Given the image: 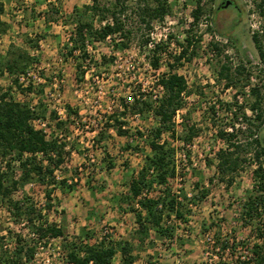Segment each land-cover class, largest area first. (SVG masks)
Instances as JSON below:
<instances>
[{
	"label": "rangeland",
	"instance_id": "obj_1",
	"mask_svg": "<svg viewBox=\"0 0 264 264\" xmlns=\"http://www.w3.org/2000/svg\"><path fill=\"white\" fill-rule=\"evenodd\" d=\"M2 1V19L9 28L0 35V56L14 43L35 58L19 80L22 89L31 82L32 90L22 91V94L12 88V93L29 103L37 112V118L47 122V138L58 139L64 150H70L63 163L64 173L76 183L71 190L55 188L53 196L59 206L53 209L56 211L48 212V218L62 224L69 235H76L84 228L92 234L87 240L91 243L103 236L118 242L136 228L131 211L135 203L127 205L122 197L128 192L130 176L137 173L144 156L150 152V130L157 124L153 111L139 108L144 100L154 102L161 97L163 92L156 80L168 71L170 64H176L173 55L185 44L186 34L202 36L193 50L188 49L189 59H182L181 65L173 68L185 77L190 91L184 96L183 108L173 116L176 135L183 133L187 121L197 127V134L188 143L171 138L167 132L160 138L176 148V176L170 183L174 192H186L188 199V221L181 223L178 229L184 243L182 247L162 245V238L153 234L155 246L137 247L135 264H230L236 256L241 259L249 256L256 238L238 217L239 204L253 185V166L245 164L230 185L227 178L220 179L215 152L224 143L216 132L229 120L214 119L211 111L216 109L218 114L227 116L226 103L236 97L238 105L244 109L238 112L251 115L250 87L257 84L264 92V72L260 71L262 64L251 39L252 30L258 28L261 21L254 11V0H230L232 4L227 7H220L226 0H201L205 12L195 25L191 24L196 0H168V13L161 21H153L148 29L140 25L132 11L129 27L133 33L128 47L116 45L122 40L119 34L88 45L91 59L87 60L89 66L83 76L76 70L77 60L64 59L63 46L69 41L75 14H86L84 6L92 4V0ZM98 1L103 5L114 0ZM137 1L127 0L130 9L137 8ZM96 20L94 24L98 26ZM206 25L213 26L215 31L206 30ZM145 39L148 42L144 43ZM30 40L36 45H29ZM213 41L220 43L221 52L212 49ZM157 44L165 50L159 54V67L154 69L150 59ZM241 62L252 66L251 75L256 77L247 84L242 75L235 76L237 85L226 88L225 80L218 73L220 66L223 63L235 66ZM10 81L7 73L0 74L3 88H8ZM115 119L121 122L120 128L126 130L125 134H119L112 125ZM59 120L66 123L57 126ZM260 136L264 140V124ZM109 161L112 167L108 166ZM55 174L60 175V170ZM196 184L200 185L198 189ZM201 188L208 192L203 200L197 201L193 196ZM44 192V186L31 182L17 189L14 197L20 198L24 193L42 206ZM61 209L64 213H60ZM6 214L0 206V218ZM12 229L27 233V229L19 225H12ZM6 233L1 231L6 236L3 243L12 249L15 239ZM225 242L231 244L232 250L221 248ZM58 245L59 239L52 241L54 258H57ZM119 260L117 254L112 264H119Z\"/></svg>",
	"mask_w": 264,
	"mask_h": 264
},
{
	"label": "trees",
	"instance_id": "obj_2",
	"mask_svg": "<svg viewBox=\"0 0 264 264\" xmlns=\"http://www.w3.org/2000/svg\"><path fill=\"white\" fill-rule=\"evenodd\" d=\"M138 0L137 8L130 9L127 0H114L110 4L101 5L98 0H92V4L84 6L86 14L77 15L72 20L74 27L69 36V41L64 44L66 53L64 59L73 57L76 62L78 75L83 76L88 69L91 59L89 46L95 42L105 41L106 38L119 34L121 41L116 43L120 48L128 47V40L133 30L129 27V15L133 11L138 16L140 25L150 28L153 21H161L169 11L168 0ZM204 6L201 0L195 1L192 11L193 24H198L204 14ZM58 9H55V12ZM254 11L258 15V28L252 30L251 39L257 50L262 64L261 72H264V0H254ZM4 2L0 0V35L5 33L9 24L2 19ZM87 17V18H86ZM98 22L95 26L94 20ZM210 19V18H209ZM213 24L211 20V25ZM206 30L215 31L213 26L206 25ZM202 36H185V44L173 58L176 64H170L167 72L162 73L156 80L158 87L162 88V95L158 99H146L139 108L141 111H153L157 124L150 130L148 141L150 152L144 156L143 164L136 174H132L128 181V192L122 197L127 205H133L131 211L134 214L136 228L128 237H123L118 242L103 236L96 242H88L92 234L84 228L76 235L66 233L64 226L50 221L49 211L59 206L54 198V190L59 187L62 190H71L75 181L69 180L64 170L66 154L70 150H64V145L55 138H47L40 129L34 128L32 120L37 118V112L29 103L17 99L12 88L19 91H31L29 82L26 88H21L20 78L26 75L31 63L35 61L25 49L11 43L5 54L0 56V74L7 73L11 78L10 86L3 88L0 85V206L7 213L0 218V264H28L36 251L38 240L56 238L60 240V248L65 253V259L72 264H112L113 258L119 254V264H135L138 253L136 248L154 247L156 241L153 234L162 238L161 244H179L183 246V238L178 233L181 223L187 224V214L190 213L186 192L173 191L170 180L176 176L175 147L168 140L160 141L164 132L171 138L180 139L185 143L192 141L197 134V127L188 121L183 125V133L176 135L173 116L175 112L184 106V96L188 95L187 82L182 74L173 68L181 65V60L189 59L188 49L195 48ZM143 42H148L147 39ZM29 45L35 46L33 40ZM212 49L221 52L219 42L213 41ZM164 47L156 45L152 50L151 66L159 67L160 56ZM78 52L79 54H75ZM193 52H191V55ZM104 58V56H103ZM252 66L244 63L233 66L223 63L218 73L225 80V87H233L236 84L235 76L242 75L245 82L250 83ZM242 77V78H243ZM244 82V83H245ZM250 87V95L253 101L250 104L251 115L247 114L235 97L232 102L226 103V112L218 114L216 109L211 111L214 119L225 117L229 120L224 128H219L216 135L224 143L223 147L215 152L217 169L220 179L227 178L230 185L234 176L245 164L253 166L251 190L239 204V220L242 225L250 228L256 240L253 242L250 255L234 258L230 264H264V140L260 136L261 127L264 124V92H261L257 84ZM23 94V93H22ZM154 103V104H153ZM71 112H75L70 110ZM221 115V116H219ZM66 122L57 121L61 126ZM119 124V125H118ZM119 134H125L126 130L120 127L121 122L114 120ZM215 125V124H213ZM216 126V125H215ZM40 154V156H39ZM109 167L113 163L109 161ZM18 169V170H17ZM59 169L60 175L55 174ZM63 170V171H62ZM61 172L63 174H61ZM35 182L45 187V200L42 206L26 194L15 198L17 189L26 183ZM197 189L200 185H195ZM208 189L201 188L200 192L193 196L201 201L207 195ZM56 209V208H55ZM64 213V210H60ZM174 220H171V218ZM5 225V226H4ZM13 226H22L27 233L15 232ZM14 238L12 249L7 248L3 241L6 236L1 231ZM32 234L36 237L33 238ZM119 248H118V246ZM231 244H222L223 250H232ZM235 248V247H234ZM153 264V263H152Z\"/></svg>",
	"mask_w": 264,
	"mask_h": 264
},
{
	"label": "built area",
	"instance_id": "obj_3",
	"mask_svg": "<svg viewBox=\"0 0 264 264\" xmlns=\"http://www.w3.org/2000/svg\"><path fill=\"white\" fill-rule=\"evenodd\" d=\"M161 88V87H159ZM162 90V88H161ZM32 125L36 129H40L42 133H44L45 137H48V124L42 118H37L32 120ZM32 237L36 239V237L32 234ZM57 240L56 238H51L48 240H38L36 243V251L34 253V257L32 258L29 264H72L66 261L65 253L61 250L60 245L57 246L56 255L57 258H54V253H51V244L52 241ZM51 255L53 257H51Z\"/></svg>",
	"mask_w": 264,
	"mask_h": 264
},
{
	"label": "water",
	"instance_id": "obj_4",
	"mask_svg": "<svg viewBox=\"0 0 264 264\" xmlns=\"http://www.w3.org/2000/svg\"><path fill=\"white\" fill-rule=\"evenodd\" d=\"M230 4H231V1L230 0H226V1L223 2L222 5H223V7H227Z\"/></svg>",
	"mask_w": 264,
	"mask_h": 264
},
{
	"label": "flooded vegetation",
	"instance_id": "obj_5",
	"mask_svg": "<svg viewBox=\"0 0 264 264\" xmlns=\"http://www.w3.org/2000/svg\"><path fill=\"white\" fill-rule=\"evenodd\" d=\"M231 4H232V2H231ZM220 7H223L222 3L220 4Z\"/></svg>",
	"mask_w": 264,
	"mask_h": 264
}]
</instances>
